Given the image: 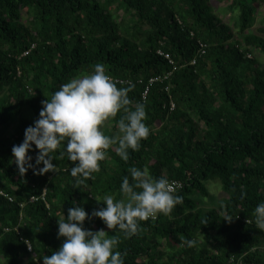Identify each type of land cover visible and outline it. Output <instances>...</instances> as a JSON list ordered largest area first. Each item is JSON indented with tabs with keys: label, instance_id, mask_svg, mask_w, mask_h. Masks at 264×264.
Segmentation results:
<instances>
[{
	"label": "trees",
	"instance_id": "16d2710c",
	"mask_svg": "<svg viewBox=\"0 0 264 264\" xmlns=\"http://www.w3.org/2000/svg\"><path fill=\"white\" fill-rule=\"evenodd\" d=\"M211 1L0 0V264H42L63 243L57 221L75 205L90 215L104 207L105 194L120 199L130 167L167 178L183 203L141 221L129 238L99 218L85 220V229L119 237L124 264H264V230L254 217L264 201V0H218L231 27ZM158 51L177 69L141 100L150 77L171 71ZM97 63L112 79L130 80L129 98L145 105L150 134L140 150L124 162L113 146L84 185L69 175L67 157L53 160L55 172L21 176L11 149L38 119L42 101ZM119 117L105 122L106 135L118 132ZM27 155L34 165V146ZM209 180L226 197L199 208L194 196L209 197Z\"/></svg>",
	"mask_w": 264,
	"mask_h": 264
},
{
	"label": "clouds",
	"instance_id": "9594fccd",
	"mask_svg": "<svg viewBox=\"0 0 264 264\" xmlns=\"http://www.w3.org/2000/svg\"><path fill=\"white\" fill-rule=\"evenodd\" d=\"M134 87L131 81L126 87H117L102 63L95 64L90 73L62 84L50 99L42 101L38 119L25 129L22 143L11 149L18 173L23 176L29 169L41 175L55 172L53 160L67 157L73 162L67 169L69 175L77 185H84L93 173L100 171L99 162L107 158V150L113 146L116 155L127 162L130 151H139L141 141L150 134L145 105L133 104L129 98ZM118 113V132L106 135L105 122ZM33 146L37 150L34 165L27 155ZM41 164L43 167L36 173V166ZM128 172L131 179L124 176L120 199L105 194L100 200L104 207L90 215L81 206L68 209L67 218L63 215L57 221V237L63 243L50 256H42V264H124L122 253L116 251L119 237L109 236L104 230L85 229V220L99 218L109 230L116 229L129 238L137 234L141 221L167 215L183 203V196L174 194L172 183L164 176L154 177L146 167H130ZM254 217L256 227L264 230V201L255 207ZM183 244L191 248L197 241L184 238Z\"/></svg>",
	"mask_w": 264,
	"mask_h": 264
},
{
	"label": "rangeland",
	"instance_id": "374dc122",
	"mask_svg": "<svg viewBox=\"0 0 264 264\" xmlns=\"http://www.w3.org/2000/svg\"><path fill=\"white\" fill-rule=\"evenodd\" d=\"M210 4L212 5V11L214 14L217 15L218 19L223 22L224 24L228 25V26H232L233 25V22L231 21V13L226 9V4L225 2H219L218 0H215L210 2ZM262 8H259L257 10V19L262 16ZM256 56H258L256 54ZM263 63V66H264V57L262 58V61ZM205 186L206 188L208 189V192H209V197L207 198H203V197H199V196H194L195 200L199 202V205L198 207L199 208H204V209H207V208H212V207H215L218 200L219 199H222V198H225L226 195L223 193L222 189H221V186L219 184L218 181L216 180H209L205 183ZM159 244L162 246V247H165L164 244L165 242L161 241L159 242ZM161 250H164V249H159V251Z\"/></svg>",
	"mask_w": 264,
	"mask_h": 264
},
{
	"label": "built area",
	"instance_id": "2783aa9c",
	"mask_svg": "<svg viewBox=\"0 0 264 264\" xmlns=\"http://www.w3.org/2000/svg\"><path fill=\"white\" fill-rule=\"evenodd\" d=\"M159 55H163V57L167 60V62H168V64L171 66V71H169V72H167V73H165V74H163V75H160V76H152V77H150L148 80H147V82H146V84H145V88H144V90H143V92H142V94H141V100H145V97H146V95H147V93H148V90H149V88H150V86L152 85V84H154V83H156V82H160V83H163L164 81H167L169 78H170V76L172 75V73L174 72V71H176V69H177V67L174 65V63H173V61L170 59V56H168V55H165V54H163L162 52H160V51H158L157 52ZM205 53V46L204 45H199V49H198V51H197V54L198 55H203ZM25 54H27V52L25 53ZM113 81L115 82V83H118V84H127V82L128 81H130V80H118V79H113ZM143 83V81L140 79V80H138L137 81V84H142ZM168 85L169 84H167L165 87H164V91H167L168 90ZM172 187L175 189V184L174 183H172ZM177 187V186H176ZM0 195H2L3 196V194L0 192ZM155 218V216L154 217H150V219H154ZM5 230H7V229H5ZM30 247V245L29 244H27V251L29 252V251H31V247ZM232 262H233V259L231 260Z\"/></svg>",
	"mask_w": 264,
	"mask_h": 264
}]
</instances>
